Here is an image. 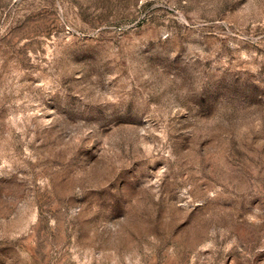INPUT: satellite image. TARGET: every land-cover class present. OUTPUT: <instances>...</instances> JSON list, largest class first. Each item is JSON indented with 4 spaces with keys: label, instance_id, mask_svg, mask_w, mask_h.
Instances as JSON below:
<instances>
[{
    "label": "rangeland",
    "instance_id": "rangeland-1",
    "mask_svg": "<svg viewBox=\"0 0 264 264\" xmlns=\"http://www.w3.org/2000/svg\"><path fill=\"white\" fill-rule=\"evenodd\" d=\"M0 264H264V0H0Z\"/></svg>",
    "mask_w": 264,
    "mask_h": 264
}]
</instances>
